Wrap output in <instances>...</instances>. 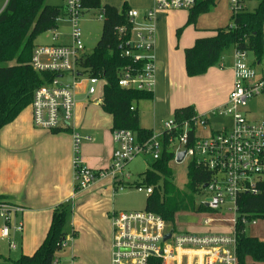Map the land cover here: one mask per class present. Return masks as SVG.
I'll return each instance as SVG.
<instances>
[{"label": "built area", "instance_id": "obj_1", "mask_svg": "<svg viewBox=\"0 0 264 264\" xmlns=\"http://www.w3.org/2000/svg\"><path fill=\"white\" fill-rule=\"evenodd\" d=\"M246 1L230 0L232 14L243 11ZM195 4L196 0H152L151 7L143 12L136 9L126 12V24L114 30L120 41V58L128 60L118 72L117 84L121 89L153 92L158 21L171 11L190 12ZM62 6L63 15L57 22L67 25V39L62 41L66 35L58 31L59 27L48 31L50 45L35 46L30 61L34 71L53 73L55 77L34 91L29 107L34 128L50 133H71L73 191H85L106 178L112 181L114 192L122 190L131 183L126 168L136 157L144 155L157 161L164 152H172L176 165L188 160V165L193 163L209 176L205 183L197 186L198 193L204 197L191 213L232 215L229 219L206 218L202 226L208 228L207 231L190 233L177 231L161 216L145 209L112 211L109 214L111 264H151L152 259L160 264H239L237 229L242 226L245 233L247 227L256 226L257 219L242 215L238 200L257 196L264 184V119H252L247 108L250 101L264 96V62L252 66L254 60L249 59L247 52L234 51L233 85L223 105L182 124L172 117L164 122L162 134L153 135L143 144H139L128 130H113L115 148L111 163L105 170L94 171L79 156L82 141L92 139L75 133L72 127L76 90L86 84L87 95L94 96L99 89L101 96L93 103L102 106L107 82L103 77L91 76L89 69L82 65L86 55L80 23L89 10L82 7L81 0H64ZM103 19L104 11L101 10L98 20ZM211 123L218 124L219 130H209ZM198 126L206 131L205 136L197 133ZM181 152L185 153L184 158L177 162L176 157ZM134 189L148 197L153 188L139 186ZM200 208L205 210L199 211ZM21 212L20 207L0 198V241H6L8 251L18 250L13 236L22 233V223L15 221ZM72 239L68 235L61 244L62 249H66Z\"/></svg>", "mask_w": 264, "mask_h": 264}, {"label": "trees", "instance_id": "obj_2", "mask_svg": "<svg viewBox=\"0 0 264 264\" xmlns=\"http://www.w3.org/2000/svg\"><path fill=\"white\" fill-rule=\"evenodd\" d=\"M257 1L254 11L244 9L232 14V25L213 30L214 34L196 39L190 48L184 50L187 77L205 75L219 64L223 52L230 47L251 54L254 58L252 66L264 62V0ZM45 2L7 0L0 12V129L12 123L30 106L36 89L55 77L53 73L36 72L30 66L36 38L57 29V21L63 15V6H48ZM218 2L196 0L195 6L188 12L186 25H194L200 14L208 13ZM81 4L88 10L104 11L100 39L82 65L89 69L91 76L103 77L107 82L103 91L102 109L112 116L113 130H128L135 135L139 144H143L153 134L139 127L138 113L134 106L140 101L151 100L152 93L124 90L117 84L118 72L128 64V60L120 58V41L114 30L126 24L125 14L130 8L125 4L118 11L108 5L102 6L101 0H81ZM196 116L194 108L189 106L176 110L173 118L182 124ZM192 139L194 137L191 135ZM172 161L173 153L164 152L159 160L152 161L151 167L140 174L134 183H128L127 187H152V194L146 198L145 210L161 216L174 226L177 214L184 210H196L194 194L198 193L197 186L205 183L209 176L193 163L189 164V192L182 193L172 183L173 173L169 166ZM238 208L248 219H264V184L257 196L241 197ZM67 215L66 207L54 211L42 244L32 256H20L18 262L13 261L12 264H58L56 256L65 250L61 247L62 242L68 235L74 237L73 232L65 231ZM237 257L239 264H264V242L255 237H247L242 226L237 229ZM151 264L160 262L152 259Z\"/></svg>", "mask_w": 264, "mask_h": 264}, {"label": "crops", "instance_id": "obj_3", "mask_svg": "<svg viewBox=\"0 0 264 264\" xmlns=\"http://www.w3.org/2000/svg\"><path fill=\"white\" fill-rule=\"evenodd\" d=\"M6 3L7 0L0 11ZM101 3L118 11L127 4L130 9L143 12L151 7L152 0H144L142 8H133L127 1L119 7L105 0H101ZM168 14L162 15L157 24L156 84L152 99L140 101L134 106L139 127L155 136L163 133L164 122L172 118L176 110L192 106L196 112L189 92L192 93L204 81L213 79L214 87L215 84L227 83L221 95L214 96L210 109L202 115L223 105L233 85V57L230 56L223 55L219 64L203 76L187 77L184 50L190 48L196 39L212 34L200 33L201 29L193 25L194 30L181 37L176 51L169 52L163 40L164 20ZM225 69L224 80H221V72ZM81 88L82 93L76 92L72 127L75 133L90 137L92 141H82L79 156L92 170H105L111 163L115 148L111 136L112 116L105 113L102 106L93 103L101 96L99 89L94 96H88L86 84ZM73 154L71 133L36 129L32 124L31 112H22L12 123L0 129V198L22 209L18 215L20 221L17 217V222H21L23 229L36 239L35 251L46 237L54 211L66 207L65 231L74 234L67 247L70 248L71 258L76 259L81 254L85 260L77 264H111L112 228L109 214L117 212L112 201V181L106 178L85 191L74 192ZM22 233L16 235L21 256ZM33 253L24 256L29 257Z\"/></svg>", "mask_w": 264, "mask_h": 264}, {"label": "rangeland", "instance_id": "obj_4", "mask_svg": "<svg viewBox=\"0 0 264 264\" xmlns=\"http://www.w3.org/2000/svg\"><path fill=\"white\" fill-rule=\"evenodd\" d=\"M103 1V0H102ZM106 3H111L112 5L120 6L124 1H127L128 5L135 8H142L144 0H105ZM6 0H0V9ZM230 0H219L215 7H213L208 13L200 14L195 22L196 28L201 31L203 34L210 35L214 34V29L224 28L226 26L232 25L231 16L232 12L229 6ZM46 5L48 6H62L64 0H46ZM257 0H247L244 4L245 10L248 12L254 11L257 7ZM101 15V9L89 10L86 12L81 20L80 27L82 31L83 42L85 46L84 55L88 56L92 53L96 43L100 39L102 21L98 20V17ZM188 12L187 11H171L166 16L164 20L165 32L163 34L165 43L169 48V52L176 51L178 43L181 37L186 36L188 33H191L194 28L193 25H186ZM163 25V23H162ZM59 32L65 33V38L62 41H65L68 37L69 29L66 24L58 23ZM51 34L46 32L35 40L36 46H45L50 45ZM263 43H264V24H263ZM234 50L232 47L225 50L222 56L233 57ZM250 60H253V56L248 54ZM218 68V67H217ZM226 72L222 70L221 80H224L223 74ZM220 78V77H219ZM213 79H209V82H205L201 86L195 87V90L192 93L189 92V96L192 98L193 105L196 108V114L201 116L203 113L207 112L210 109V103L214 96L218 97L224 91V85L227 81L221 85L215 84L216 87L212 86ZM87 89V88H85ZM81 87H78L76 92H80ZM230 92V91H229ZM82 93V91L80 92ZM229 94V93H228ZM228 95L226 96V98ZM226 100V99H225ZM248 110L250 111V117L252 119H264V96L259 97L256 100H252L248 103ZM30 107L26 108L23 113L30 114ZM171 119V118H170ZM169 118L166 120H170ZM209 130H219V125L216 123H211ZM197 133L205 136L206 131L203 130L200 126L196 129ZM151 159L148 156H139L136 157L126 168V172L130 175V182L134 183L138 176L144 173L149 167H151ZM187 165L188 160L184 164L176 165L173 161L170 163V168L173 173L172 183L174 187L182 193L189 192L188 190V179H187ZM112 201L114 204V209L117 212H136L143 211L145 209V202L147 196L144 193L137 192L134 187L124 188L122 190L117 189L116 192L112 188ZM204 195L195 193L194 202L197 206L203 199ZM19 215V214H18ZM17 215V217H18ZM17 217L15 221L17 222ZM224 217L229 219L232 217L231 214H224L223 216H217L210 212L202 214H193L191 212L182 211L175 217L174 227L177 231H188L190 233H203L208 230V228L202 226V222L206 218H221ZM20 221V216L18 217ZM171 225V224H170ZM214 227V225H212ZM247 237H255L260 241L264 242V219H257L256 226L247 227L245 232ZM15 239L18 250L8 251V247L5 240L0 241V264H12V262H18L21 254H19V244L16 239L17 236H13ZM22 255H31L35 250L34 244L36 239L30 233H27L25 228L23 229L22 239H21ZM70 248H66L64 251L59 252L56 256L58 264H73L74 262L79 263L83 262L84 256L77 255L76 259L71 258ZM86 264V263H85ZM250 264V263H249Z\"/></svg>", "mask_w": 264, "mask_h": 264}, {"label": "water", "instance_id": "obj_5", "mask_svg": "<svg viewBox=\"0 0 264 264\" xmlns=\"http://www.w3.org/2000/svg\"><path fill=\"white\" fill-rule=\"evenodd\" d=\"M184 155H185L184 152L179 153V154L177 155V157H176V161H177V162H181V161L183 160V158H184ZM167 238H169V235L166 236V239H167Z\"/></svg>", "mask_w": 264, "mask_h": 264}]
</instances>
